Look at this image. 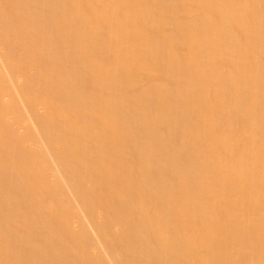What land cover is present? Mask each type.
<instances>
[{"label":"bare ground","instance_id":"1","mask_svg":"<svg viewBox=\"0 0 264 264\" xmlns=\"http://www.w3.org/2000/svg\"><path fill=\"white\" fill-rule=\"evenodd\" d=\"M0 264H264V0H0Z\"/></svg>","mask_w":264,"mask_h":264}]
</instances>
